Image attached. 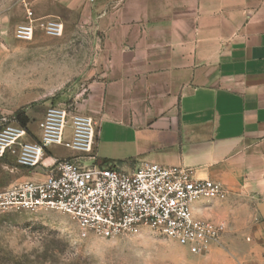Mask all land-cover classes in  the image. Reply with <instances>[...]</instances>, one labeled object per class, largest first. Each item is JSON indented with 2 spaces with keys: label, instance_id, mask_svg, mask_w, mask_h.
Segmentation results:
<instances>
[{
  "label": "crops",
  "instance_id": "obj_1",
  "mask_svg": "<svg viewBox=\"0 0 264 264\" xmlns=\"http://www.w3.org/2000/svg\"><path fill=\"white\" fill-rule=\"evenodd\" d=\"M34 4L37 17L74 14L92 34L95 77L74 107L97 122L96 163L189 167L220 182L225 198L194 201L193 213L228 221L231 248L233 235H250L245 248L263 263L264 0Z\"/></svg>",
  "mask_w": 264,
  "mask_h": 264
},
{
  "label": "built area",
  "instance_id": "obj_2",
  "mask_svg": "<svg viewBox=\"0 0 264 264\" xmlns=\"http://www.w3.org/2000/svg\"><path fill=\"white\" fill-rule=\"evenodd\" d=\"M25 18L15 29L19 39L31 40L37 31L59 37L64 31L59 18L37 17L30 8ZM37 128V134H30L15 121L0 128V160L12 159L32 173L0 190V212L59 211L103 237L134 234L148 226L193 254L222 243L226 223L197 216L192 209L194 201L225 198L220 182L197 179L189 167L140 162L124 171L98 165L97 122L75 107L48 106ZM53 146L71 154L50 155Z\"/></svg>",
  "mask_w": 264,
  "mask_h": 264
},
{
  "label": "rangeland",
  "instance_id": "obj_3",
  "mask_svg": "<svg viewBox=\"0 0 264 264\" xmlns=\"http://www.w3.org/2000/svg\"><path fill=\"white\" fill-rule=\"evenodd\" d=\"M34 6L32 0H0V128L18 122L20 109L28 114L30 134L38 131L48 106L74 107L95 77L92 34L74 14L67 13L59 37L40 31L31 40L15 36L27 8L37 16ZM31 174L12 159L0 160V190ZM232 237L234 248L222 242L205 254H193L148 226L103 237L59 211L7 210L0 212V264H264L251 259L245 248L250 235Z\"/></svg>",
  "mask_w": 264,
  "mask_h": 264
},
{
  "label": "trees",
  "instance_id": "obj_4",
  "mask_svg": "<svg viewBox=\"0 0 264 264\" xmlns=\"http://www.w3.org/2000/svg\"><path fill=\"white\" fill-rule=\"evenodd\" d=\"M15 117L17 118L18 123H20L23 127H26L29 123V118L27 114L20 109L16 111Z\"/></svg>",
  "mask_w": 264,
  "mask_h": 264
}]
</instances>
